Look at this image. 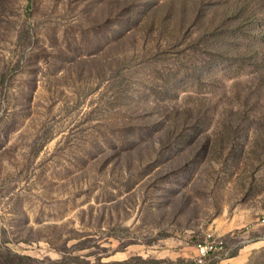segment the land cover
<instances>
[{"label":"rangeland","instance_id":"rangeland-1","mask_svg":"<svg viewBox=\"0 0 264 264\" xmlns=\"http://www.w3.org/2000/svg\"><path fill=\"white\" fill-rule=\"evenodd\" d=\"M141 1L0 0V264H114L139 246L192 264L213 239L225 251L206 264H264V63L206 50L233 47L220 8L236 0ZM162 109L198 112L195 135L178 127L189 143Z\"/></svg>","mask_w":264,"mask_h":264},{"label":"trees","instance_id":"trees-1","mask_svg":"<svg viewBox=\"0 0 264 264\" xmlns=\"http://www.w3.org/2000/svg\"><path fill=\"white\" fill-rule=\"evenodd\" d=\"M239 0H236L233 2V5L228 6H223L220 8L221 13L223 16H225V20H231V17H235L233 20L235 22L232 23V25L229 27V29L232 32V39L230 40L233 43V47H230L229 45L225 46L222 45L220 41L221 39L218 40L215 44H213V48L209 49L207 48L206 50H209L211 52V56L215 57L213 60L215 62H220L223 60H232V61H237V60H248L251 59L253 54L261 55L259 64L264 63V4H259L257 5V8L249 7V0L247 1H239L242 4L238 3ZM133 2V1H132ZM131 2V3H132ZM212 2V1H211ZM257 2V1H252ZM141 3L145 5V9L149 8V3L148 0H142ZM132 5V4H131ZM184 6V5H183ZM179 6H172L171 8L176 9ZM160 8H156L152 10L148 15H147V21H143V23L151 21V25L153 26H158L159 25V18H158V12ZM245 9L247 11L245 12ZM134 12V10H132ZM130 15V18L132 21L137 22V19L141 17V11L135 12ZM236 19L238 21H236ZM239 35H244V36H249L253 41L254 44L257 45L256 48H253V43H245V48L242 50H237V46L239 44ZM258 43V44H257ZM261 50V51H259ZM190 71V69H189ZM170 75L169 74H163L160 77L161 81V91L160 93L164 96H169L170 91L172 90L169 88L167 85L164 86L163 81L166 83L170 82ZM186 111V110H185ZM182 111L178 109H162L161 112L159 113V118L165 122H168L173 127L169 130L170 135L174 136V139L179 140V141H185L189 143V140L186 139L189 134L185 132V129H180L184 127L183 124L188 123L189 126H192V135H195L197 133V128H199L202 125V121L199 119L200 116L198 112H196L194 109H188V111ZM198 117V118H197ZM194 122V123H193ZM183 123V124H182ZM169 126V127H170ZM180 126V128H178ZM178 132V135L176 137L175 133ZM206 137V144L204 147L205 152H209L210 148L215 146L216 140L212 138V141L209 138V135L205 134ZM203 136V137H204ZM187 140V141H186ZM199 141V140H198ZM195 142L194 147H188L187 150L190 152V157L195 155V151L198 149L197 142ZM232 149V148H230ZM233 150V149H232ZM129 257L125 261L121 262H115L114 264H128ZM164 260H158V259H153L150 258L148 262L151 264H161Z\"/></svg>","mask_w":264,"mask_h":264},{"label":"crops","instance_id":"crops-1","mask_svg":"<svg viewBox=\"0 0 264 264\" xmlns=\"http://www.w3.org/2000/svg\"><path fill=\"white\" fill-rule=\"evenodd\" d=\"M196 252V250H195ZM132 255H137L142 258H153V259H158V260H165L169 261L168 264H178V259L179 257L182 256V254L179 252L178 249L175 248H167L163 249L161 251H155V250H147V249H142V247H135V248H126L125 250L112 255L110 261L112 262H121L127 260L129 257ZM195 255V253H194ZM193 255V256H194ZM191 257V254L183 255V257Z\"/></svg>","mask_w":264,"mask_h":264},{"label":"built area","instance_id":"built-area-1","mask_svg":"<svg viewBox=\"0 0 264 264\" xmlns=\"http://www.w3.org/2000/svg\"><path fill=\"white\" fill-rule=\"evenodd\" d=\"M195 250L192 264H206L209 259L224 253L225 244L221 239L204 240L195 244Z\"/></svg>","mask_w":264,"mask_h":264}]
</instances>
